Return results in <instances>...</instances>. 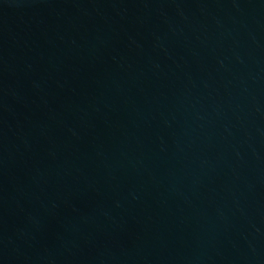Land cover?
<instances>
[{
	"label": "water",
	"instance_id": "95a60500",
	"mask_svg": "<svg viewBox=\"0 0 264 264\" xmlns=\"http://www.w3.org/2000/svg\"><path fill=\"white\" fill-rule=\"evenodd\" d=\"M0 264H264V0H0Z\"/></svg>",
	"mask_w": 264,
	"mask_h": 264
}]
</instances>
